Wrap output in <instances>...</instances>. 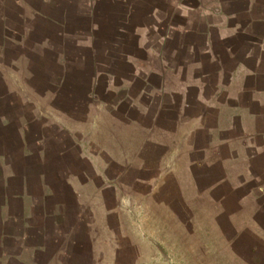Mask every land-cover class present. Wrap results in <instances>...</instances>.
Returning <instances> with one entry per match:
<instances>
[{
  "label": "crops",
  "instance_id": "obj_1",
  "mask_svg": "<svg viewBox=\"0 0 264 264\" xmlns=\"http://www.w3.org/2000/svg\"><path fill=\"white\" fill-rule=\"evenodd\" d=\"M214 254L264 264V0H0V264Z\"/></svg>",
  "mask_w": 264,
  "mask_h": 264
},
{
  "label": "rangeland",
  "instance_id": "obj_2",
  "mask_svg": "<svg viewBox=\"0 0 264 264\" xmlns=\"http://www.w3.org/2000/svg\"><path fill=\"white\" fill-rule=\"evenodd\" d=\"M88 65L91 67L90 62H76L71 61L68 64L67 68V75L62 76L61 72H36V75L32 77V82L36 81V83L41 82V84L38 86L37 90L41 92L42 94L45 91V82L52 79L53 81V103L56 106L64 107V108H76L79 110H83V105L86 104L87 99V91H88V83L87 81L83 80L85 82L84 85H82V89L80 92H76L72 85L75 86L76 83H79L82 81V79H85V77L77 76L78 71L80 70L78 66L80 65ZM25 66V64H23ZM78 69V70H77ZM51 73V75H50ZM42 75V76H40ZM62 81V82H60ZM58 83H60L58 85ZM87 84V85H86ZM48 89V86L46 87ZM78 105V106H77ZM77 106V107H76ZM221 254H214L212 261H200L198 260L197 264H240L237 260H235L232 256V254H229L228 260H219ZM165 264H169L165 262ZM181 264H188L187 260H182Z\"/></svg>",
  "mask_w": 264,
  "mask_h": 264
}]
</instances>
